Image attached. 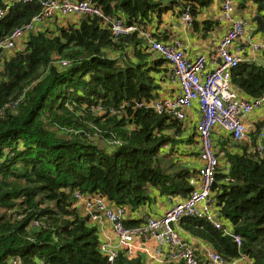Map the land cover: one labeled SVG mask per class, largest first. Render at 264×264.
<instances>
[{"label":"trees","instance_id":"trees-1","mask_svg":"<svg viewBox=\"0 0 264 264\" xmlns=\"http://www.w3.org/2000/svg\"><path fill=\"white\" fill-rule=\"evenodd\" d=\"M90 1L137 30L114 38L97 18L77 16L76 22L37 29L22 49L3 58L0 264H108L98 228L76 205L74 191L99 193L135 211L152 202L155 190L183 199L191 190L189 178L198 174L175 150L193 143L191 136L181 137V124L133 102L156 95L154 75L164 69L162 59L142 48L141 32L153 16L160 21L162 11L177 6L193 18L212 0ZM248 1L263 16L264 0ZM42 2L0 0V9H7L0 17V39L29 22ZM231 79L248 97L264 95L262 66L240 63ZM263 125L264 116L250 134L251 145ZM262 143L258 154L242 141L220 142L212 199L224 228L194 218L179 221L182 230L228 261L244 256L264 264ZM164 145L169 150L162 152ZM225 228L240 236L239 246ZM113 264L146 263L142 255L129 259L120 251Z\"/></svg>","mask_w":264,"mask_h":264},{"label":"built area","instance_id":"built-area-1","mask_svg":"<svg viewBox=\"0 0 264 264\" xmlns=\"http://www.w3.org/2000/svg\"><path fill=\"white\" fill-rule=\"evenodd\" d=\"M235 2L236 0H219L220 18L228 26L218 41L214 57L209 60L203 54L188 59L180 43L158 41L149 30L141 32L144 39L142 48L162 59L169 71L168 77L178 84L179 94L175 97H152L150 100L134 101L133 107L152 109L157 115L164 114L181 123L185 118V111L196 103L200 117L194 127V134L198 143L197 159L200 166L197 169L198 174L188 180L191 190L186 197L168 207L162 216L148 214L139 218L132 226L124 224L128 211L126 207L112 204L99 193L83 194L74 191L76 205L81 207L90 223L98 228L99 248L106 256L108 264H113L120 251L129 259L142 255L146 264L245 262L244 256L228 261L213 249H208L201 260L194 245L183 239L177 229L179 221L184 217L204 220L216 229L224 228L212 199V186L221 157L214 148L213 133L219 127L234 142L244 140L248 134L245 120L256 109L264 107V95L253 98L243 96L232 85L231 75L242 62V58L230 49L234 42H242L249 28L246 19L236 16ZM6 13L7 9H0V17ZM54 15L64 18L88 15L97 18L102 26L109 27L114 38L137 30L136 26L125 25L122 20L104 14L90 0H43L39 13L32 16L29 22L15 27L7 37L0 39V67L6 54L22 49L27 35L37 31L38 25ZM182 19L186 23L191 22L187 12L182 14ZM251 50L263 51L264 54V40L252 42ZM209 61L212 63L211 68H207ZM110 113L114 111L111 110ZM257 133V142L252 151L261 154L264 125ZM170 223L174 228L169 226ZM104 224L111 228V238L106 234ZM32 225L37 226V223ZM224 234L230 235L238 246L241 244L240 236L234 235L229 229L225 228Z\"/></svg>","mask_w":264,"mask_h":264},{"label":"crops","instance_id":"crops-1","mask_svg":"<svg viewBox=\"0 0 264 264\" xmlns=\"http://www.w3.org/2000/svg\"><path fill=\"white\" fill-rule=\"evenodd\" d=\"M165 5H166V1ZM237 5L236 16L244 18L248 21V30L244 35L242 42L236 41L231 47V51L238 53L242 62L246 64L262 66L264 68V54L263 51H253L251 50L252 42L264 40V28L260 29V25L256 23L254 17L260 15L256 11L255 5L248 0H236ZM180 7L175 6L174 8H167L162 11L160 21L153 16L152 24L149 25L148 30L152 35H156V40L164 41L166 43H180L182 50L184 51L188 59H194L198 54H203L207 59L214 57L218 41L223 36L227 29V24L221 20V7L219 6V0H212L208 6L199 8L196 15L192 18L191 14L188 13L193 20V24L186 23L182 19V14ZM190 10V9H189ZM262 23L264 24V12L261 13ZM53 22L47 25L46 21L41 23L39 29L46 30L51 29L54 24L64 25L69 22H76L77 16H68V18L61 17L59 15L53 16ZM51 20V18H50ZM204 21H208V25L202 24ZM251 29V30H250ZM154 38V37H153ZM155 39V38H154ZM144 40V39H143ZM144 42V41H143ZM163 71L160 74H155V80H157L158 88L155 90L156 95L154 97H175L179 94V87L177 82H173L168 77V69L166 64L162 62L161 66ZM212 63L209 61L207 68H211ZM235 70V69H234ZM241 94L244 95L242 92ZM248 97V96H247ZM185 118L181 120V137L191 136L192 144H181L175 150L180 153L178 156L182 157V164L190 169H198L200 163L197 159V149L198 143L196 139V134H194V127L199 121V111L197 104L194 103L193 106L185 111ZM264 107L261 109H256L250 116L245 120V125L247 129L253 132L256 129V124L263 119ZM214 143L225 142L226 139H231V137L225 133L222 129L217 127L214 131ZM232 140V139H231ZM185 142V141H184ZM232 142H234L232 140ZM257 142V140H256ZM249 148H253L251 141L246 139L243 141ZM227 145V144H226ZM169 150L168 145H164L161 151L163 152ZM222 162V161H221ZM225 163V161L223 162ZM223 166H225L223 164ZM179 196L171 195H160L158 190H155L153 195V200L146 206L139 207L138 210L128 209L126 220L129 219L133 221H138L139 218L143 216L155 215L162 216L165 210L171 205L180 201ZM230 227V226H227ZM106 234L109 238L112 236L111 228L104 224ZM181 237L187 239L190 243L194 245L197 253L200 254V259L203 260L205 253L208 249H212L210 245L203 239L197 238L188 233V231L182 230L180 226L177 227ZM229 229V228H227ZM230 230V229H229Z\"/></svg>","mask_w":264,"mask_h":264},{"label":"rangeland","instance_id":"rangeland-1","mask_svg":"<svg viewBox=\"0 0 264 264\" xmlns=\"http://www.w3.org/2000/svg\"><path fill=\"white\" fill-rule=\"evenodd\" d=\"M50 22H53V19H52V18H51V20H47V21H46L47 25H50V24H51ZM49 23H50V24H49ZM37 27L39 28L40 25H38ZM13 53H14V52H13ZM13 53L6 54L5 57H10L11 55H13ZM247 133H248V134L246 135V138H245L244 140L248 139V140L251 141V135H250V134H251V131L248 130ZM244 140H242V142H243ZM214 144H215V150H216V152H219V145H221L220 142L217 143V141H216ZM223 162H224V160L222 159V163H223ZM244 263H245V264H251V261H245Z\"/></svg>","mask_w":264,"mask_h":264},{"label":"water","instance_id":"water-1","mask_svg":"<svg viewBox=\"0 0 264 264\" xmlns=\"http://www.w3.org/2000/svg\"><path fill=\"white\" fill-rule=\"evenodd\" d=\"M254 20L256 21V23H258L260 25V29L264 28V24L262 23V19L260 15H256L254 17ZM169 226H171L172 228H174V226L170 223ZM228 237L232 238L230 235H227Z\"/></svg>","mask_w":264,"mask_h":264}]
</instances>
